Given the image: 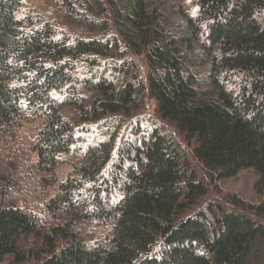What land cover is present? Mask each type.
<instances>
[{
  "label": "trees",
  "instance_id": "obj_1",
  "mask_svg": "<svg viewBox=\"0 0 264 264\" xmlns=\"http://www.w3.org/2000/svg\"><path fill=\"white\" fill-rule=\"evenodd\" d=\"M46 1L0 0V264H264V0Z\"/></svg>",
  "mask_w": 264,
  "mask_h": 264
},
{
  "label": "rangeland",
  "instance_id": "obj_2",
  "mask_svg": "<svg viewBox=\"0 0 264 264\" xmlns=\"http://www.w3.org/2000/svg\"><path fill=\"white\" fill-rule=\"evenodd\" d=\"M28 3L34 8L40 10V12L49 10V7L47 8L48 2L46 0H28ZM150 105L154 107L153 103H151ZM251 185L252 184L250 182V179L240 174L238 177L231 179L228 183H226L225 186H223L222 195L238 194L245 200L254 199V195L251 191Z\"/></svg>",
  "mask_w": 264,
  "mask_h": 264
}]
</instances>
